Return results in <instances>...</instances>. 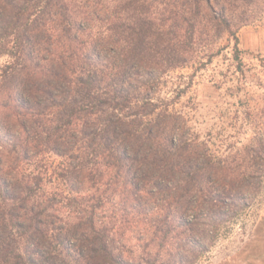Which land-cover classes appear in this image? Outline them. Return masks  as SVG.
Listing matches in <instances>:
<instances>
[{
	"label": "trees",
	"instance_id": "1",
	"mask_svg": "<svg viewBox=\"0 0 264 264\" xmlns=\"http://www.w3.org/2000/svg\"><path fill=\"white\" fill-rule=\"evenodd\" d=\"M260 19L264 0H0V264H192L200 220L257 181L212 164L156 86L230 41L241 70Z\"/></svg>",
	"mask_w": 264,
	"mask_h": 264
},
{
	"label": "rangeland",
	"instance_id": "2",
	"mask_svg": "<svg viewBox=\"0 0 264 264\" xmlns=\"http://www.w3.org/2000/svg\"><path fill=\"white\" fill-rule=\"evenodd\" d=\"M237 39L241 70L230 41L203 66L196 62L167 72L155 90L184 117L187 139L203 146L212 164L249 171L250 181H257V189L243 195L240 209L200 220L202 225L214 220L215 228H209L203 238L207 247L192 264H264V163L251 150L264 133V19L240 27ZM225 43L222 39L218 45Z\"/></svg>",
	"mask_w": 264,
	"mask_h": 264
}]
</instances>
